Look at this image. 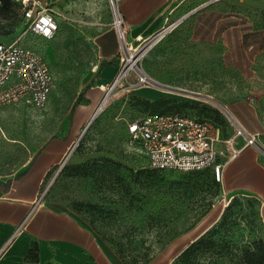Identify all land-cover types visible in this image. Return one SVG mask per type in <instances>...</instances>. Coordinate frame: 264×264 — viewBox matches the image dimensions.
Wrapping results in <instances>:
<instances>
[{"label":"rangeland","instance_id":"374dc122","mask_svg":"<svg viewBox=\"0 0 264 264\" xmlns=\"http://www.w3.org/2000/svg\"><path fill=\"white\" fill-rule=\"evenodd\" d=\"M207 3L211 4L204 6ZM119 4V0L54 4L59 32L51 41L26 34L21 15L11 19L14 28L10 34L5 36L8 29L0 28V41L20 39L41 53L53 83L43 107L25 100L0 105V177H16L48 141L62 135L81 94L82 80L97 61L94 38L116 27L114 5L119 11ZM0 5L4 6L3 0ZM9 9H13L11 5ZM263 11L264 0H189L167 23L173 28L155 40L140 65L157 81L151 89L159 91L161 99L197 104L185 110V115L219 119L225 134H231L225 112L210 98L224 105L248 131L260 133L256 150L264 165ZM149 40L130 43L145 51ZM127 90L126 84L113 90L114 98L103 106L95 125L92 127L94 120L78 144L76 141L61 170L60 166L52 170L43 189L47 188L45 200L64 205L86 222L94 221L102 240L121 239L142 257H159L208 215H217V223L235 196L243 204L241 214L264 227V205L255 201L257 197L227 192L223 182L214 185L207 172L155 169L149 175L137 174L139 169L151 168L131 143L127 123L147 113L131 104L129 95L134 90ZM202 105L215 109L218 115L198 114ZM252 229L240 220L233 226L234 240L243 245L262 235V229L258 233ZM103 241L114 253L113 246Z\"/></svg>","mask_w":264,"mask_h":264},{"label":"crops","instance_id":"0c3cea01","mask_svg":"<svg viewBox=\"0 0 264 264\" xmlns=\"http://www.w3.org/2000/svg\"><path fill=\"white\" fill-rule=\"evenodd\" d=\"M42 1L54 10V4L68 0ZM119 1L122 31L133 42L163 30L189 0ZM193 14L190 12L188 16ZM94 44L97 61L82 80L79 95L82 102L73 108L62 135L48 141L16 177H0V251L4 249L0 264H28L26 259L34 244L38 248L37 264H123L91 225L76 213L46 200L36 206L50 173L71 151L99 110L120 69L116 28H107L94 38ZM132 95L150 102L162 98L159 91L151 88H138ZM222 184L227 192L251 194L264 205V165L258 150L245 148L231 160L224 169ZM216 218L217 215H208L188 236L176 240L149 264H171L190 243L212 227ZM18 228L20 232L8 243Z\"/></svg>","mask_w":264,"mask_h":264},{"label":"built area","instance_id":"2783aa9c","mask_svg":"<svg viewBox=\"0 0 264 264\" xmlns=\"http://www.w3.org/2000/svg\"><path fill=\"white\" fill-rule=\"evenodd\" d=\"M12 1L21 5L26 34L47 41L55 39L59 24L50 5L42 0ZM115 26L119 39L120 69L107 90L100 106L102 108L117 87L126 84V90L130 92L158 84L140 65L144 51L128 42L122 31V22L116 20ZM172 28L173 25L167 26L149 37V45L160 40ZM52 85L51 71L38 50L24 45L20 39L0 42V105L25 100L37 108L43 107L49 99ZM223 114L231 128L228 137H224L221 130L208 121L174 113H147L128 122L127 133L136 152L149 167L180 172L210 169L215 180L222 183L227 164L245 148L259 149L261 139L260 133L248 131L231 113ZM67 158L68 155L61 161L60 170ZM46 192L47 188L40 193L36 206L44 203ZM20 230L15 231L8 243L15 239ZM3 251H0V257Z\"/></svg>","mask_w":264,"mask_h":264},{"label":"trees","instance_id":"16d2710c","mask_svg":"<svg viewBox=\"0 0 264 264\" xmlns=\"http://www.w3.org/2000/svg\"><path fill=\"white\" fill-rule=\"evenodd\" d=\"M3 1H4V6L1 7L0 5V19L3 20L5 24L3 26H0V28L8 29L5 32H3V34L6 36L10 34L11 30H13L14 28V23L11 21V19L16 18L18 15H21L22 18L23 16L21 10L22 8L19 3H16L14 1L10 2L9 0H3ZM10 5L12 6L13 9H9ZM261 18L263 21L261 28L264 30V11L261 13ZM0 23H2V21H0ZM129 97L131 100V104L134 105L135 108L141 111H145L146 113H174L183 116H191L199 121H208L212 123L215 127L221 130V133L224 137L230 136V133L225 134V129L222 126V124L219 122V119L209 118L205 116L196 117L188 114L185 115L186 114L185 110L189 108L197 107V104H194L192 102L181 101L177 99H160L155 102H150L148 100L141 99L140 97L132 94L129 95ZM81 102H82L81 99H78L75 104V107L81 104ZM164 110H173V111L175 110L177 112H164ZM180 111H184V114L179 113ZM203 113L206 114V116L211 115L212 113H216L218 115V112L215 109H212L205 105H202L201 109H198V114H203ZM96 121L97 119L92 124V127L95 125ZM83 141L81 142L83 143ZM73 168L77 169L78 167H73ZM154 170H155L154 168L153 170L152 168L139 169L136 173L137 174L147 173L149 175L150 173L156 172V170L155 171ZM162 171H167V170H162ZM169 171H175V170H169ZM205 172L211 174L213 178V184L219 186V183L215 180V177L210 169L203 171L184 172V173H205ZM255 201L260 205L262 204V202L258 198H255ZM241 205L243 204L239 202V198L237 196L233 197L228 203L227 207L224 209V212L222 213L219 221L215 223L211 228H209L198 239L190 243L172 261L171 264H264V235H263L264 227L262 226V223L258 225L255 223V220H250L248 216L242 215ZM204 215L205 214H203L202 216ZM240 220H243L244 222L252 226L253 232L256 231V233H258L262 229V235H255L243 245L236 242L233 238L234 235L233 226L238 225ZM88 223L91 225L93 230L101 237L99 229L96 227L94 221H90ZM103 240L109 242L113 246L112 250H114V253L118 256V258L122 261L123 264H149L155 258V256L150 257L149 255H143V257L142 255L137 256L136 254H134L135 251L130 249L129 245L124 243L121 239L119 241H115L114 239L112 240L103 239ZM208 259L210 260L209 261L210 263L207 261ZM26 262L28 264H37L39 262L38 248L36 244L32 246L27 256Z\"/></svg>","mask_w":264,"mask_h":264},{"label":"bare ground","instance_id":"6f19581e","mask_svg":"<svg viewBox=\"0 0 264 264\" xmlns=\"http://www.w3.org/2000/svg\"><path fill=\"white\" fill-rule=\"evenodd\" d=\"M114 10H115V15L117 17V20L119 23L122 22V19L121 17H119V11H118V7L116 5H114ZM157 41V40H156ZM156 41H153L148 48H146V50L143 52V54H145L147 52V50H149V48L155 44ZM158 85V84H157ZM214 105H216L217 107H219L222 111H224L225 113H228L230 114V111L224 106L222 105L221 103L217 102L216 100H213V99H209ZM101 106V105H100ZM92 119V118H91Z\"/></svg>","mask_w":264,"mask_h":264},{"label":"water","instance_id":"95a60500","mask_svg":"<svg viewBox=\"0 0 264 264\" xmlns=\"http://www.w3.org/2000/svg\"><path fill=\"white\" fill-rule=\"evenodd\" d=\"M210 4H211V3H207V4L204 5V6H208V5H210ZM201 8H202V7L197 8L196 10L192 11V14L195 13V12H198ZM177 90H179V91H181V92H186V91L181 90V89H177ZM195 95L200 96L199 94H196V93H195ZM206 98H208V97H206ZM208 99H210V98H208ZM101 108H102V107H100L99 110H98V111L95 113V115L92 117V119L90 120L89 124H88L87 127L84 129L82 135L79 137L77 144H78L79 141L82 139L83 135L87 132V130H88V128L90 127V125L92 124V122H93V121L95 120V118L98 116V114H99L100 111H101ZM73 148H74V147H73ZM71 152H72V151H71Z\"/></svg>","mask_w":264,"mask_h":264}]
</instances>
